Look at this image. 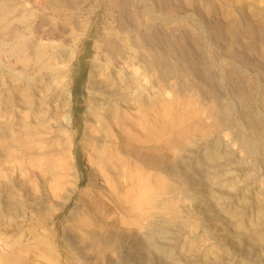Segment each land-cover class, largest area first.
<instances>
[{"label":"rangeland","instance_id":"1","mask_svg":"<svg viewBox=\"0 0 264 264\" xmlns=\"http://www.w3.org/2000/svg\"><path fill=\"white\" fill-rule=\"evenodd\" d=\"M58 10L43 13L38 0H0V33L4 36L10 24L18 30L12 38L0 36V264H264V0H83ZM136 18L150 27L155 56L169 55L162 58L168 71L164 116L171 123L169 134L184 122L183 127L197 128L158 174L177 191L171 194L179 199L176 223L163 214L161 197L150 200L149 213L138 205L140 183L122 177L127 169L111 163L98 167L91 147L81 140L86 116L97 126L98 81L107 72L103 45L117 41L127 51V32ZM39 19L50 28L66 27L67 41L53 51L60 59L48 60L47 47L34 36ZM74 43L68 171L78 177L76 188L72 177L60 184L45 178L37 159L36 69L61 65L59 54ZM97 45L104 47L99 56ZM97 56L95 82L88 85ZM155 74L152 87L147 86L155 100L156 155L163 100ZM102 129L105 138L107 129ZM85 214L97 217L94 224H105L99 246L91 247L69 225L71 217ZM128 214L142 215V222L121 225Z\"/></svg>","mask_w":264,"mask_h":264},{"label":"bare ground","instance_id":"2","mask_svg":"<svg viewBox=\"0 0 264 264\" xmlns=\"http://www.w3.org/2000/svg\"><path fill=\"white\" fill-rule=\"evenodd\" d=\"M54 1L55 0H38V8L41 9L43 13L45 12L51 13V12L56 11V9L57 11H59L58 8L60 7L62 8L68 7L69 9H72L75 7V5L80 6L81 3H83V0H57L55 4H54ZM112 3L113 2H111L110 4ZM28 7L29 6L27 5L25 8H28ZM133 17H137V15ZM140 20L136 18V21H134L133 30H130L128 32L126 30L127 35L129 36V42H130L129 44L130 48L128 47L127 51L124 50L125 46L123 44H120L117 41H112V40L105 41V44L103 45L105 49L104 47L101 48V46H98V45L96 47L95 51L98 52L97 54L98 56L100 55L99 53H101L102 49L105 50L103 52H105V56H106L105 58H106L107 64L105 66H107V69L105 70H107V72L105 74H101L103 77H101L98 81L100 87L98 86L97 88L100 89L99 102H101L100 103L101 106L96 108L97 126L93 127L89 123L92 120L86 116V119L84 121L83 130L81 133V140L84 143V145H86L87 147H91L90 157L96 160L95 162L97 163L98 167L108 168L107 164L111 163L115 167V169H120V170L127 169L128 171L122 177L128 180L135 179L140 183V188H139L140 195L137 194L139 195L137 196L138 205L139 204H141L140 206L144 205L145 209L148 210V213H149L150 200H154L156 198L161 197L163 199V203H162L163 214L165 215V217H167L168 221H170L171 223H176L178 222L177 220L179 218L178 217L179 214H177L176 212L179 199L176 200V198L171 196V194L175 192L177 193V191L173 190V188L171 187V185H169V182L167 181L166 178H163L162 176H159L158 174L162 173L161 166H165L163 164V161H165L167 158L172 159V158L177 157L178 154L184 148V144L186 145V142H188L189 140L188 134L191 132V130L196 131L197 128H196V125L191 126V127H183L185 124L184 122V124L181 123L178 128L176 127L177 128L176 130L170 133L171 134V137H170L169 126H171V123H170V120L165 118L164 116L165 115L164 109L166 107V101L164 100V98L167 94L166 91L168 88L167 87L168 71L164 63L165 59H163L162 61V58L164 57V55L167 56L168 54L167 52L166 54L162 52L163 54L160 55V53L158 52L159 53L158 57L157 55L155 56L153 52V45L151 43V39H152L151 33H149L148 31L150 30V27H147L145 24L140 22ZM47 24L44 19H41V20L39 19L38 25L34 27L33 34L34 36L38 35V39L42 41V44H44L47 47L44 50L46 51L45 54L48 53L46 58L52 61V59L54 58H59L58 55H55V56L53 55L54 49H56L58 45L61 46L62 42L67 41V40H64L65 38L64 33H66V29H65L66 27L64 28L62 25V26H55V28L53 27L50 28V26H48ZM8 26L9 27L6 28V32H4L5 33L4 36L2 32L0 33L1 37H5V36L11 37L16 32H18V30H15L16 26H15V29L11 24ZM118 28L120 29V24ZM121 31H123V29ZM132 31L135 32V35L134 33L132 35ZM0 40H2V38ZM74 44H73L74 47L69 49L66 53L59 54L62 57L61 61L59 62L61 65L54 66L52 68L51 67L47 68V66L44 65L45 67L44 66L41 68L38 67L39 69H36L38 70L37 72L40 77L38 80V93H39L38 95V132H37L38 133V158L37 157L36 158L38 159V169L41 170V173H43L42 175L45 178H50L51 181L53 179V182L55 180V182L60 184L63 181L68 180L69 177H72L73 178L72 182L74 185L73 187L76 188V186L79 183L78 177L74 176L73 173L70 175L68 171L70 170V164H71L70 156H71L72 142H73V136L71 135V132H70V128L72 126V120H71V115H70L71 94H70V86H69L70 85L69 75L71 72V68H72L75 53H76V48H75L76 43ZM41 52L42 50L39 49L38 54H41ZM98 56L96 60L93 61L90 67L88 79H87L88 85H91L93 82H95L92 80V76H93V73L97 65L96 62L98 60ZM51 61H49L48 64H51L52 66L53 64L50 63ZM100 62L102 63V61ZM44 63H47V61ZM155 73H157V77L159 79L160 89L162 92L161 99L163 100L162 107H161V109H163V115L160 121L159 131H157L158 134L156 133L158 136L157 138L160 141L159 146L157 148L156 155L154 154L155 152L153 153V150L155 149L154 148L155 143H153V138L155 135V131H153L154 129V121H153L154 109L153 108L155 105V100H152L151 98L152 93L150 89L148 88L149 86H147L148 84L151 85L152 83L151 77ZM141 80L143 81V83H141ZM96 81H97V78H96ZM95 88L93 90H95ZM91 104H94V103H91ZM94 107H97V106L95 105ZM51 119L56 120L55 125L48 124V122ZM102 128L107 129L106 133L104 132L105 138L102 137V133H103ZM33 134L35 135L36 133H33ZM51 141H57L58 142L57 146L51 145L50 144ZM33 156H36V155L33 154ZM190 158H192V156ZM176 165L177 164H175V166ZM153 168L154 170L152 172L151 170ZM173 168H174V165H173ZM104 170L107 171L108 169H104ZM205 172H207V170ZM155 173L158 176H153ZM108 177L109 176L107 174L106 178L109 179ZM179 177H182V176H179ZM39 178L40 177L38 176V180ZM112 189L114 190L115 187L113 186ZM218 189L217 191L219 192ZM227 192L228 191H226V193ZM114 198L115 197H113V199ZM86 205L87 204L85 203L84 206ZM133 207H134V204H133ZM129 209H130V206H129ZM137 210L138 209H136V211ZM100 213H103V212H100ZM135 213L137 214L138 212H135ZM136 214L135 215L128 214L129 217H127V219L124 218L122 221L119 219L121 221L120 224L121 225L123 224L126 227L127 226L128 227L138 226V224L141 221L140 218L142 215H139V214L136 215ZM97 220H98L97 217L94 218L90 214H85L77 218L71 217L69 219V225L73 231L81 233V236H82L81 240L83 241L85 240L89 242L90 246L94 247V246H99V244L101 243V234H104V227H103L104 223L102 222L98 225L94 224V221H97ZM169 225L170 224H168V226ZM136 229L138 230L140 228H136ZM106 237H109V236H106ZM97 248L99 249V247Z\"/></svg>","mask_w":264,"mask_h":264}]
</instances>
